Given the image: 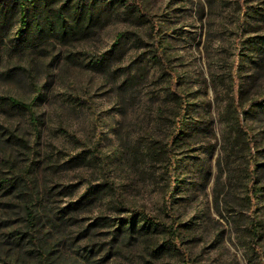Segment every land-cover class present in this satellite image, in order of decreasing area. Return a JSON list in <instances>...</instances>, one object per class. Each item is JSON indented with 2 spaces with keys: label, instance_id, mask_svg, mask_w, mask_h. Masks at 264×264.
Instances as JSON below:
<instances>
[{
  "label": "rangeland",
  "instance_id": "374dc122",
  "mask_svg": "<svg viewBox=\"0 0 264 264\" xmlns=\"http://www.w3.org/2000/svg\"><path fill=\"white\" fill-rule=\"evenodd\" d=\"M127 1L87 0L72 25L77 1L53 0L73 27L31 17L20 39L17 10L0 19V95L38 117L0 108V176L43 217L20 240L25 213L0 198V264H264V0ZM119 203L178 240L119 231Z\"/></svg>",
  "mask_w": 264,
  "mask_h": 264
},
{
  "label": "trees",
  "instance_id": "16d2710c",
  "mask_svg": "<svg viewBox=\"0 0 264 264\" xmlns=\"http://www.w3.org/2000/svg\"><path fill=\"white\" fill-rule=\"evenodd\" d=\"M77 3L76 5L73 6L72 14L75 15L73 17V24H77L82 17H86L87 19L91 18L93 16L91 9L87 10L86 14L85 13V7L83 4L87 2V0H76ZM121 2H125L128 4L129 8H136L137 4L130 5L127 0H118ZM12 3V7H9L8 10H3L0 11V19H2L3 23L7 22L10 18L12 13V10L19 13L20 16V27L16 32V39H20L24 36H26V29L30 25V18L33 17L39 21H42L41 23L44 24L46 27L53 28L54 24L58 26L59 24L62 25V28L65 30L66 27H73V26H68V24L65 21L66 15L61 12V11H49L45 6L49 5L53 2V0H44L43 4L40 5H35L37 3V0H10ZM132 6V7H131ZM141 9L139 10V15L144 16L145 13H143ZM38 23L39 28H41V24ZM123 33H120L118 37H121ZM158 50L162 51L161 46L159 45L157 47ZM162 58V54L159 52H156L152 59L155 60V62H160ZM179 98H182L181 95H179ZM19 108L23 110H27L31 114V119L35 123L37 121L38 117L35 115V111L33 110L31 104L26 103L22 100H19L15 97L12 96H3L0 95V108ZM178 116L181 118V120L184 119V113L179 112ZM181 124V123H180ZM181 128V125H180ZM180 132L175 133L174 135V140H172L171 143L167 144L166 146V172L169 175V180H170V191L169 194L172 195L173 190L175 189V186L177 184V166H178V160L175 157L174 151H173V142L177 140V138H180L179 135ZM11 135H14L13 133H10ZM14 138V136H12ZM23 177L19 176V178H4L3 176H0V198H16L17 205L19 206L25 213V220L28 223V227L26 232H22L21 235L18 237L20 240H23V236L27 237L30 235L31 238L34 237L33 232L35 231V228H37V224L42 222V216L40 214V207H39V202L40 199L37 198L36 202L32 201L29 199V195H27L25 191V187L22 185L23 183ZM252 190H250V199L252 197H257L258 192L260 189L255 187L254 185L252 186ZM23 192L22 195H19ZM89 192H87L88 195ZM119 207H121V210H125L127 215L120 220L119 223H121L119 227V231L123 233H129L130 237H134V234H137L139 236L147 235L151 232H157V230H168L169 235H168V242L169 243H176V241L179 238V234L176 231H173L172 229H167L166 225L164 222L154 216H150L149 214L145 213L144 211L140 210H134L131 208H126L124 207L121 203L118 204ZM66 211L63 210L61 213H65ZM63 218V217H61ZM104 222L106 219H103ZM257 222L254 221L251 226V232H252V241L253 243H257V241L261 238V233L259 232L258 229H256ZM153 229V230H152ZM155 230V231H154ZM25 234V235H24ZM23 235V236H22ZM44 249V248H43ZM40 253L43 255V259L48 260L50 255L53 254L52 251H48L47 249L41 250L39 249Z\"/></svg>",
  "mask_w": 264,
  "mask_h": 264
}]
</instances>
